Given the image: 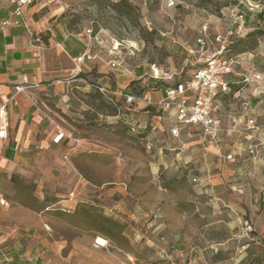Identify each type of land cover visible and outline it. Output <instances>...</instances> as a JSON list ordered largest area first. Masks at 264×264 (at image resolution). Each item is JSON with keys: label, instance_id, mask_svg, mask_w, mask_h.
Returning a JSON list of instances; mask_svg holds the SVG:
<instances>
[{"label": "rangeland", "instance_id": "374dc122", "mask_svg": "<svg viewBox=\"0 0 264 264\" xmlns=\"http://www.w3.org/2000/svg\"><path fill=\"white\" fill-rule=\"evenodd\" d=\"M241 1L176 0L169 8L168 0H35L40 15L53 14L52 21H65L77 34L92 32V55L104 59V70L81 73L64 92L47 98L54 126L69 132L76 148L83 146L50 151L31 162L30 177H43L40 182L4 184L1 235L22 237L24 250L35 248L36 256L46 252L53 264H182L174 257L180 252L188 253L192 264H264V115L258 117L260 132L242 123L211 142L191 126L174 135L159 103L142 118V111L135 112L124 99L131 92L143 94L140 82L130 81L135 70L160 69L166 81H151L150 87L160 89L184 82L187 70L202 67L203 55L189 51L197 49L206 26L214 47L218 36L230 37L227 55L237 56L246 69L253 67L232 80V94L217 100L224 118L238 110L233 92L251 90L245 77L264 76L262 9L248 14L250 27L239 41L229 36V12ZM112 40L122 43L114 55ZM115 57L122 61L120 68L110 64ZM99 76L106 77L104 82ZM118 81L127 86L118 88ZM260 99L264 112V94ZM156 115L163 119L154 121ZM72 163L84 188L76 190L78 183H72ZM0 177L19 176L0 172ZM230 177H251L245 200L232 197L242 196L243 187H231ZM73 197L77 206L66 205ZM232 204L243 212L231 214ZM143 209L147 214L139 215ZM179 233L184 243L175 241ZM37 241L48 246L42 250Z\"/></svg>", "mask_w": 264, "mask_h": 264}, {"label": "crops", "instance_id": "0c3cea01", "mask_svg": "<svg viewBox=\"0 0 264 264\" xmlns=\"http://www.w3.org/2000/svg\"><path fill=\"white\" fill-rule=\"evenodd\" d=\"M13 1L0 0V104L10 101L8 104L9 137L2 147L0 172L17 174L19 177H0V189L4 188V184L9 185L15 181L27 183L34 180L40 182L43 177H40L39 181L36 180L38 177H30L27 167L31 162H37L42 157L48 156L50 151L55 150L56 152L64 149L72 152L83 146V143H80L76 148L77 140H73L69 132L58 125L54 126L51 119L55 112L47 105L49 101L47 98L51 96L50 94L56 96L60 92H64V89L69 88L81 73L90 74L93 72L102 75L104 70V59L99 54L92 55L91 60L86 59L82 64L75 62V59L87 53L92 54L95 43L92 36L88 34L89 30L86 33L77 34L70 29L65 21L57 19L52 21V17H55L53 14L40 15L42 7L40 4L34 3L35 0L26 8L23 17H17L14 14L16 5ZM17 21L19 24L16 23ZM43 32H46V35L41 40L39 36ZM201 58L204 59V56ZM251 69H253L252 66L246 69L240 61L232 80L238 76H245V73H249ZM195 70H187L184 82L192 77ZM131 75L133 78L130 81L140 82L139 84L144 90L142 95L135 94L138 99L132 104L135 112L142 111L140 117L143 118L151 113L156 105L165 98L167 90L172 87L151 89L153 83L166 81L152 77V67L149 68V71L135 70ZM256 75L264 77L261 73ZM25 78L32 84V87L16 94L15 87L22 85ZM105 78L99 76V82H104ZM121 83L122 81H118V88L127 86ZM103 85L110 87L108 83ZM246 87L251 90L247 91L244 88L233 92L234 98L239 100L240 108L238 110L237 107L233 108V111L227 113L225 118L218 112L219 101H216L214 105V115L222 121L226 130L235 132L242 123L247 129L249 120L253 119L258 122V117L264 115L260 99V96L264 94V79L259 81L254 79L252 82L246 83ZM231 91L224 96L232 94ZM14 97L15 99H13ZM160 108L162 113H168L166 119L170 120L171 129H175L178 126L176 112ZM161 119L163 118L160 115L153 117L154 121ZM59 132H63L65 137L57 143L55 139ZM251 132L258 133V131ZM70 167L72 183H78L75 189H80L83 186L81 180L83 176L77 172L73 163L70 164ZM44 180L50 181V177ZM250 181L251 177H230V184L233 185L231 187L235 188L234 185L243 187L240 190L242 196L236 193L234 194L236 196L232 194V197L245 200L249 196L248 183ZM65 204L75 207L78 203L73 197L65 201ZM243 210L244 207L230 205L231 214L241 213ZM147 211L148 209H143L139 211V215L147 214ZM236 224L237 222H233L232 226L234 227ZM1 229L2 227H0ZM99 240L101 241V239ZM175 241L181 244L185 242V238L179 233ZM36 246H41L44 250V247L48 245L45 242L37 241ZM51 248L53 249V246ZM34 249L24 250L22 237L14 235L13 238H9L3 233L1 235L0 231V264H53L55 262L52 260V256L49 257L46 252L36 256ZM174 257L182 264L193 263V260L189 259L188 253L180 252Z\"/></svg>", "mask_w": 264, "mask_h": 264}, {"label": "built area", "instance_id": "2783aa9c", "mask_svg": "<svg viewBox=\"0 0 264 264\" xmlns=\"http://www.w3.org/2000/svg\"><path fill=\"white\" fill-rule=\"evenodd\" d=\"M34 0H14L16 5L14 14L17 17H23L24 12ZM168 7L173 8L177 6L176 0H168ZM262 9L264 11V4L261 0L257 1H241L235 9L229 12L228 20L231 23L232 31L229 36L237 35L242 37L247 31V16ZM19 24V21L16 22ZM91 31L88 34L91 35ZM202 35L197 39V49H191L189 52L192 56L203 55L206 57L203 61V66L195 70L192 77L186 82H180L176 86L170 88L166 92V96L159 102V105L165 111L176 112L177 127L172 130L174 135H178L179 131L186 126H191L200 129L203 136L210 141H217V139L224 133L225 128L222 121L214 115V105L221 95L227 94L231 91L232 76L236 68L240 64L237 56L227 55L229 52L230 40L228 37L215 38L217 46L214 47V42L211 41L208 35V27H204ZM93 38V36H92ZM94 41L102 46V41L98 36L94 37ZM122 47V43L117 40H112V48L109 53L111 55ZM132 48V47H131ZM202 57V56H201ZM86 59L91 60L92 54L87 53L82 57L75 59V62L82 64ZM114 68H120L122 61L119 57H115L110 62ZM152 77L155 79H167V75L161 76L160 69L152 66ZM170 78V77H169ZM168 78V79H169ZM260 80V76L256 75L253 78L245 77L243 82L250 83L254 80ZM32 87V84L27 78L24 79L22 85L15 87V93L19 94ZM101 91H106L105 88ZM15 99V97L13 98ZM124 99L128 104H134L137 101V96L133 93L124 95ZM10 101L0 104V159L3 156L2 147L9 137V112L8 104ZM248 130L258 131L259 126L255 120L248 121ZM65 137L63 132H59L55 141L59 143ZM232 156H230L231 158ZM6 201L0 194V205H5Z\"/></svg>", "mask_w": 264, "mask_h": 264}, {"label": "trees", "instance_id": "16d2710c", "mask_svg": "<svg viewBox=\"0 0 264 264\" xmlns=\"http://www.w3.org/2000/svg\"><path fill=\"white\" fill-rule=\"evenodd\" d=\"M258 14L262 17V16H264V11H258ZM251 20H252V16H250V15H248L247 16V27H248V29H249V25H250V22H251ZM249 34H251L250 33V31L246 34V35H249ZM237 40H236V42L237 41H239L241 38H236ZM235 43H232V45H234Z\"/></svg>", "mask_w": 264, "mask_h": 264}, {"label": "bare ground", "instance_id": "6f19581e", "mask_svg": "<svg viewBox=\"0 0 264 264\" xmlns=\"http://www.w3.org/2000/svg\"><path fill=\"white\" fill-rule=\"evenodd\" d=\"M101 241H102V244L101 245L104 246L105 245V242L103 240H101Z\"/></svg>", "mask_w": 264, "mask_h": 264}]
</instances>
